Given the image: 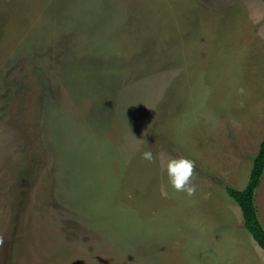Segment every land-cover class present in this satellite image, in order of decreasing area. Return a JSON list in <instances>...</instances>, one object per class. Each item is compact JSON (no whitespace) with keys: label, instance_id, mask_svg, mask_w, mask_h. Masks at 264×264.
Listing matches in <instances>:
<instances>
[{"label":"rangeland","instance_id":"obj_1","mask_svg":"<svg viewBox=\"0 0 264 264\" xmlns=\"http://www.w3.org/2000/svg\"><path fill=\"white\" fill-rule=\"evenodd\" d=\"M263 139L264 0H0V264H264Z\"/></svg>","mask_w":264,"mask_h":264},{"label":"trees","instance_id":"obj_2","mask_svg":"<svg viewBox=\"0 0 264 264\" xmlns=\"http://www.w3.org/2000/svg\"><path fill=\"white\" fill-rule=\"evenodd\" d=\"M264 172V139L260 143L259 150L253 159L249 179L243 189L226 186L227 194L238 204L243 226L250 233L257 245L264 250V227L257 215L254 195L260 178Z\"/></svg>","mask_w":264,"mask_h":264},{"label":"clouds","instance_id":"obj_3","mask_svg":"<svg viewBox=\"0 0 264 264\" xmlns=\"http://www.w3.org/2000/svg\"><path fill=\"white\" fill-rule=\"evenodd\" d=\"M243 93V89H239ZM142 158L148 162L154 161L151 151L142 153ZM169 186L176 192H184L187 196H194L196 186L192 183L194 175V161L185 157L170 158L164 164Z\"/></svg>","mask_w":264,"mask_h":264}]
</instances>
